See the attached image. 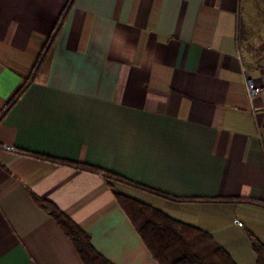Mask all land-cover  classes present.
<instances>
[{"label":"crops","instance_id":"1","mask_svg":"<svg viewBox=\"0 0 264 264\" xmlns=\"http://www.w3.org/2000/svg\"><path fill=\"white\" fill-rule=\"evenodd\" d=\"M247 76L264 86L262 0H0V264H83L38 199L112 263L159 264L115 188L257 264L264 90L249 100Z\"/></svg>","mask_w":264,"mask_h":264},{"label":"trees","instance_id":"2","mask_svg":"<svg viewBox=\"0 0 264 264\" xmlns=\"http://www.w3.org/2000/svg\"><path fill=\"white\" fill-rule=\"evenodd\" d=\"M25 84L26 82L21 83L14 90L8 104H12L21 94ZM96 170L102 172L106 181L114 188L117 182L135 185L110 171ZM115 189L118 204L159 264H236L208 232L122 194L118 188ZM38 201L70 239L83 264H114L93 247L90 235L80 225L54 204L44 199ZM252 246L257 256V264H264V244L253 239Z\"/></svg>","mask_w":264,"mask_h":264},{"label":"built area","instance_id":"3","mask_svg":"<svg viewBox=\"0 0 264 264\" xmlns=\"http://www.w3.org/2000/svg\"><path fill=\"white\" fill-rule=\"evenodd\" d=\"M264 90V86L256 85L251 76H247L245 79V91L249 100H253L255 97L259 96ZM3 149L8 151H15V149L10 145H2ZM237 224H241L238 220H235Z\"/></svg>","mask_w":264,"mask_h":264}]
</instances>
